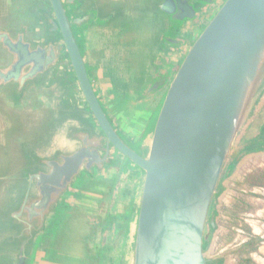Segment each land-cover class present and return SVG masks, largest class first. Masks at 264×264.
<instances>
[{"label":"water","instance_id":"water-1","mask_svg":"<svg viewBox=\"0 0 264 264\" xmlns=\"http://www.w3.org/2000/svg\"><path fill=\"white\" fill-rule=\"evenodd\" d=\"M133 70L159 79L130 137L103 76ZM260 153L264 0H0V264H46L109 174L107 219H126L107 264H230L211 255L221 205Z\"/></svg>","mask_w":264,"mask_h":264},{"label":"flooded vegetation","instance_id":"flooded-vegetation-1","mask_svg":"<svg viewBox=\"0 0 264 264\" xmlns=\"http://www.w3.org/2000/svg\"><path fill=\"white\" fill-rule=\"evenodd\" d=\"M179 38V37H178ZM177 49V46H166L164 52ZM166 58L165 56L160 57ZM93 64L94 61H92ZM158 63V61H157ZM159 70L166 72V66L159 64ZM104 78L120 84L125 92L108 89L106 106L116 123L122 127L128 136L136 135L143 122L135 116H144L154 102L146 91L159 79L155 74L133 70L127 78L117 73H105ZM124 80V81H122ZM117 169V162L113 163ZM115 174H109L106 179L88 181L80 189L76 202L67 209L58 231L54 250L46 264H107L112 251L113 240L121 232L122 221L126 215L119 213L113 219H107L108 200L112 191ZM117 225V227H116ZM116 228V232L112 231ZM106 243H102L103 234ZM71 248V251H67Z\"/></svg>","mask_w":264,"mask_h":264},{"label":"rangeland","instance_id":"rangeland-1","mask_svg":"<svg viewBox=\"0 0 264 264\" xmlns=\"http://www.w3.org/2000/svg\"><path fill=\"white\" fill-rule=\"evenodd\" d=\"M263 173L264 153L255 154L229 182L211 255H229L230 264H264V183L259 179Z\"/></svg>","mask_w":264,"mask_h":264},{"label":"trees","instance_id":"trees-1","mask_svg":"<svg viewBox=\"0 0 264 264\" xmlns=\"http://www.w3.org/2000/svg\"><path fill=\"white\" fill-rule=\"evenodd\" d=\"M259 179L261 180L262 183H264V173L259 176Z\"/></svg>","mask_w":264,"mask_h":264}]
</instances>
